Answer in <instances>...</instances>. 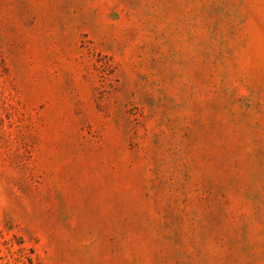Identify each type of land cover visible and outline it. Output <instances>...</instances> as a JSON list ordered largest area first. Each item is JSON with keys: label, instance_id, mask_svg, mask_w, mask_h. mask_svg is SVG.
<instances>
[{"label": "rangeland", "instance_id": "obj_1", "mask_svg": "<svg viewBox=\"0 0 264 264\" xmlns=\"http://www.w3.org/2000/svg\"><path fill=\"white\" fill-rule=\"evenodd\" d=\"M0 264H264V0H0Z\"/></svg>", "mask_w": 264, "mask_h": 264}]
</instances>
